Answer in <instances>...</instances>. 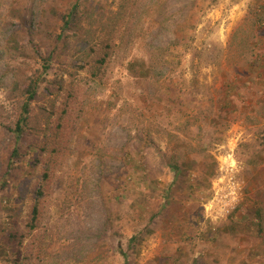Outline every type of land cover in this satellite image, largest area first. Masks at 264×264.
Instances as JSON below:
<instances>
[{"label":"rangeland","instance_id":"obj_1","mask_svg":"<svg viewBox=\"0 0 264 264\" xmlns=\"http://www.w3.org/2000/svg\"><path fill=\"white\" fill-rule=\"evenodd\" d=\"M247 195L264 0H0V264H264V206L261 233L234 219Z\"/></svg>","mask_w":264,"mask_h":264},{"label":"trees","instance_id":"obj_2","mask_svg":"<svg viewBox=\"0 0 264 264\" xmlns=\"http://www.w3.org/2000/svg\"><path fill=\"white\" fill-rule=\"evenodd\" d=\"M80 6V2L76 3L74 5V8L70 14L76 15L78 12V8ZM73 17L71 15H68L67 17H64V20L66 21V24H68L69 19ZM43 72H41L37 77L30 78L29 82L26 83L23 87V93L25 94V102L22 106L21 114L18 118L17 124L15 129H13L14 132V148L11 154V160L9 161V171L13 169V166L15 163H20L21 159V145L23 144V141L25 139V127L27 126L28 120H29V114L31 112V104L37 100V97L39 95V90L42 86V84L46 81V75L47 70L51 68V62L48 60H43ZM178 160V159H177ZM170 162L168 163V165ZM172 169L175 170L176 175L180 176L182 173V169L176 162L172 163L171 166ZM263 206L264 201L257 197L256 195H247L242 202V213L243 216L240 220H237L235 217L234 219L238 223H242L245 232L251 233V228L256 227L254 223H257V228L259 230V233L262 232V226H263ZM247 208H254L255 210L251 212ZM232 220V219H231ZM237 223V224H238ZM246 227V229H245ZM136 239L131 238V241L129 243V248L135 244ZM124 258L126 256L125 252H122Z\"/></svg>","mask_w":264,"mask_h":264}]
</instances>
